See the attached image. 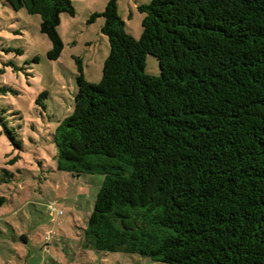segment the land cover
<instances>
[{
    "label": "trees",
    "instance_id": "16d2710c",
    "mask_svg": "<svg viewBox=\"0 0 264 264\" xmlns=\"http://www.w3.org/2000/svg\"><path fill=\"white\" fill-rule=\"evenodd\" d=\"M4 1L40 16L47 58L57 60L71 0ZM137 9L138 40L116 0L92 15L110 49L101 80L88 83L79 68L73 110L50 135L55 171L103 177L83 242L166 264H264V0ZM147 55L159 76L145 73ZM0 124L21 151L1 116Z\"/></svg>",
    "mask_w": 264,
    "mask_h": 264
},
{
    "label": "rangeland",
    "instance_id": "374dc122",
    "mask_svg": "<svg viewBox=\"0 0 264 264\" xmlns=\"http://www.w3.org/2000/svg\"><path fill=\"white\" fill-rule=\"evenodd\" d=\"M108 1L71 0L75 14L60 16L57 34L63 50L51 61L47 53L52 45L40 32V16L15 11L0 0V116L23 142L21 151L15 149L0 124V197L6 199L0 207V264H166L96 252L84 243L85 221L103 177L74 179L54 170L50 135L73 110L79 68L88 83L97 84L109 56L103 20L91 18ZM150 2L116 0L125 31L135 40L144 17L137 7ZM145 73L159 76L155 57L147 55ZM42 92L47 97L36 103Z\"/></svg>",
    "mask_w": 264,
    "mask_h": 264
},
{
    "label": "built area",
    "instance_id": "2783aa9c",
    "mask_svg": "<svg viewBox=\"0 0 264 264\" xmlns=\"http://www.w3.org/2000/svg\"><path fill=\"white\" fill-rule=\"evenodd\" d=\"M52 206L53 205H50V208H52ZM59 215H61L62 214V212L61 211H59V213H58ZM50 238V234L49 235H47V239H49Z\"/></svg>",
    "mask_w": 264,
    "mask_h": 264
},
{
    "label": "crops",
    "instance_id": "0c3cea01",
    "mask_svg": "<svg viewBox=\"0 0 264 264\" xmlns=\"http://www.w3.org/2000/svg\"><path fill=\"white\" fill-rule=\"evenodd\" d=\"M66 176V175H65ZM70 176V175H69ZM67 177V176H66ZM102 182V181H101Z\"/></svg>",
    "mask_w": 264,
    "mask_h": 264
}]
</instances>
